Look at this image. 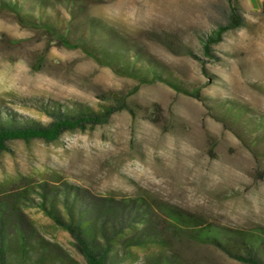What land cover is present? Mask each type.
<instances>
[{
  "label": "rangeland",
  "instance_id": "obj_1",
  "mask_svg": "<svg viewBox=\"0 0 264 264\" xmlns=\"http://www.w3.org/2000/svg\"><path fill=\"white\" fill-rule=\"evenodd\" d=\"M51 1L48 14L64 29L70 0ZM93 1L87 14L77 6L75 28L94 20L111 44L139 53L136 71L146 75L151 61L166 80L138 85L82 49L62 47L43 31L22 26L12 11L0 12L3 114L49 123L55 102L69 112L126 104L107 123L67 132L58 142L13 140L9 151L0 152V225L14 242L9 260L86 264L71 234L38 205L42 193L50 199L58 194L68 217L64 194L77 190L84 208L118 209L114 260L125 259L122 264H152L175 253L202 264H244L213 245L171 233L172 248L130 244L137 231L120 211L150 204L161 220L157 203L163 202L200 215L206 225L264 228V144L248 147H254L252 136L242 141L215 116L227 104L264 117L263 0H238L246 25L225 32L210 53L203 40L229 21L228 0Z\"/></svg>",
  "mask_w": 264,
  "mask_h": 264
},
{
  "label": "trees",
  "instance_id": "obj_2",
  "mask_svg": "<svg viewBox=\"0 0 264 264\" xmlns=\"http://www.w3.org/2000/svg\"><path fill=\"white\" fill-rule=\"evenodd\" d=\"M228 1L231 5L229 21L226 24H220L211 35L203 40V48L206 53H210V45L218 43L225 32L246 25L245 17L240 12L238 0ZM86 2L87 4L78 6L77 0L68 1L70 19L64 29H60V23L57 25L48 14L49 6L53 4L51 0H0V12L3 10L12 11L22 26L43 31L62 47L82 49L98 63L110 66L120 75L137 80L138 85L155 82L157 78L166 80L163 73L159 71L160 67L151 61L145 63L148 68L146 75L136 71L139 53L135 51V55H133L128 45L122 44V42L117 45L111 44L109 35L102 32L104 30L100 29L101 25L94 20H89L83 24L81 29H76L74 20L76 19L77 6L80 7L83 14H87L89 6L95 3L93 0H86ZM261 12L264 13V0ZM78 33L81 35L77 36ZM72 35L76 37L72 38ZM133 59L134 61H132ZM172 82L177 86L174 81ZM183 90L203 99L198 91ZM225 105L216 111L215 116L218 120L223 122L226 128H231L244 142H247V136H252L250 142L254 144V147L249 144L248 147L254 149L259 143L264 144V117L253 115L244 107ZM125 107L126 104L123 103L118 107L105 105L101 111L81 108L75 112H69L55 102L52 105V111H47L52 117L49 123H43L33 117L18 118L7 111L5 114L0 111V152L9 151L8 143L13 140H23L26 143L34 139H41L47 143L58 142L67 132L94 128L107 123L114 112ZM253 152L255 153L254 150ZM42 194V200L38 202V205L57 225L71 234L75 247L86 264H122L125 262V259L114 260L116 256L114 253L116 251L115 241L118 240L116 238L118 236L116 223L120 219L118 209L114 205L102 208V211L96 207L91 209V206L84 208L82 196L77 190L66 191L63 203L68 217H65L58 207L59 195L55 194L50 199L48 194ZM77 207L79 215H76ZM138 207L134 209L131 204L129 207H122L120 211L121 216L128 219L130 228L137 231V235L130 237V244L172 248L170 235H167L171 233L174 237L187 242L213 245L228 257L241 263L264 264V228L244 230L206 225L200 215L180 206L163 202L157 203L158 209L163 214V218L158 220L153 215L154 208L150 204L140 203ZM13 209L17 208L13 206ZM109 225L113 229L111 234ZM3 233L2 225H0V264H13L9 260L8 253L14 247V242ZM128 252L132 254L130 250ZM152 264L202 263L175 253L162 254Z\"/></svg>",
  "mask_w": 264,
  "mask_h": 264
}]
</instances>
